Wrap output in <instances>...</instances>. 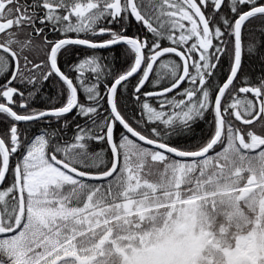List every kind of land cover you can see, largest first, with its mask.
<instances>
[{"label": "snow or ice", "instance_id": "snow-or-ice-1", "mask_svg": "<svg viewBox=\"0 0 264 264\" xmlns=\"http://www.w3.org/2000/svg\"><path fill=\"white\" fill-rule=\"evenodd\" d=\"M0 264H264V0H0Z\"/></svg>", "mask_w": 264, "mask_h": 264}]
</instances>
